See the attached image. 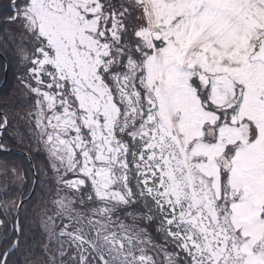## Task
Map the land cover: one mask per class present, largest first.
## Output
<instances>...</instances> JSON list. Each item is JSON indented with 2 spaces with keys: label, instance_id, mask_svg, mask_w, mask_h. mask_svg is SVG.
Returning a JSON list of instances; mask_svg holds the SVG:
<instances>
[{
  "label": "snow or ice",
  "instance_id": "obj_1",
  "mask_svg": "<svg viewBox=\"0 0 264 264\" xmlns=\"http://www.w3.org/2000/svg\"><path fill=\"white\" fill-rule=\"evenodd\" d=\"M9 71L0 264H264V0H0Z\"/></svg>",
  "mask_w": 264,
  "mask_h": 264
},
{
  "label": "trees",
  "instance_id": "obj_2",
  "mask_svg": "<svg viewBox=\"0 0 264 264\" xmlns=\"http://www.w3.org/2000/svg\"><path fill=\"white\" fill-rule=\"evenodd\" d=\"M5 77H6V73L0 74V85L5 80ZM13 83H14V81L12 79V72L9 71L8 75H7L6 82L1 88L6 87V86H10ZM9 90H10V88H9ZM32 155L35 158V162L39 163L41 161L42 157L36 151L35 146H33ZM21 156H22V153L19 150H14V154L12 156H4L3 154H0V161L7 160V161L11 162L12 160H19ZM28 160L29 159L25 156V162L26 163L28 162ZM2 181H3V177L0 176V183H2ZM10 196H11V193H9V197ZM3 198H4L3 195L0 194V199H3Z\"/></svg>",
  "mask_w": 264,
  "mask_h": 264
},
{
  "label": "water",
  "instance_id": "obj_3",
  "mask_svg": "<svg viewBox=\"0 0 264 264\" xmlns=\"http://www.w3.org/2000/svg\"><path fill=\"white\" fill-rule=\"evenodd\" d=\"M7 75H8V72L6 73V77H5V80L3 81V83H2V85L0 86V87H2L4 84H5V82H6V79H7ZM24 154V153H23ZM25 155V154H24ZM30 159V158H29Z\"/></svg>",
  "mask_w": 264,
  "mask_h": 264
},
{
  "label": "rangeland",
  "instance_id": "obj_4",
  "mask_svg": "<svg viewBox=\"0 0 264 264\" xmlns=\"http://www.w3.org/2000/svg\"><path fill=\"white\" fill-rule=\"evenodd\" d=\"M22 155H24L23 153H22ZM28 158V157H27ZM29 159V158H28Z\"/></svg>",
  "mask_w": 264,
  "mask_h": 264
}]
</instances>
